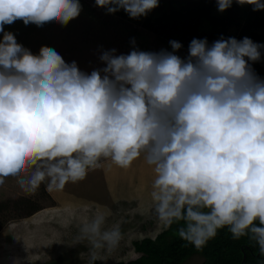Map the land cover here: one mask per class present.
<instances>
[{"label": "clouds", "instance_id": "9594fccd", "mask_svg": "<svg viewBox=\"0 0 264 264\" xmlns=\"http://www.w3.org/2000/svg\"><path fill=\"white\" fill-rule=\"evenodd\" d=\"M107 14L146 16L159 0H94ZM264 10V0H215ZM80 0H0V185L22 189L45 181L62 190L101 160L128 169L143 156L152 167L150 193L165 226L183 221L181 239L197 249L227 227L248 236L264 257V78L252 68L264 44L249 37L193 38L187 54L170 49L128 53L101 49L90 72L42 45L38 53L4 30L79 16ZM98 212L82 223L77 242L114 249L120 225L105 228Z\"/></svg>", "mask_w": 264, "mask_h": 264}, {"label": "rangeland", "instance_id": "374dc122", "mask_svg": "<svg viewBox=\"0 0 264 264\" xmlns=\"http://www.w3.org/2000/svg\"><path fill=\"white\" fill-rule=\"evenodd\" d=\"M79 16L66 26L53 22L37 27L21 20L4 25L18 43L34 54L44 45L54 48L67 62L75 60L79 68L90 72L103 67L98 55L101 49L115 48L117 53H128L135 38L136 47L146 51L170 49V45L144 28L142 17L132 19L107 14L94 0H80ZM2 36V33H0ZM178 55L187 54L181 48ZM154 179L152 167L143 156L128 169H121L110 160L89 170L83 180L67 183L62 190L49 189L45 181L35 189H22L16 178L8 177L0 185V264H116L139 256L133 242L144 237H155L167 228L156 217L151 199ZM17 199L24 200L22 209L15 208ZM29 199L39 209L25 216ZM106 214L105 228L119 224L122 237L114 249L93 250L87 241L77 242L80 225L96 213ZM193 255L184 264H201Z\"/></svg>", "mask_w": 264, "mask_h": 264}, {"label": "trees", "instance_id": "16d2710c", "mask_svg": "<svg viewBox=\"0 0 264 264\" xmlns=\"http://www.w3.org/2000/svg\"><path fill=\"white\" fill-rule=\"evenodd\" d=\"M115 14L128 16L123 10ZM141 24L160 41L169 45L170 40H176L185 49L193 38H207L211 44L221 36L238 40L246 36L264 44V10L253 11L252 5L240 6L235 2L230 8L218 11L215 0H159L158 7L142 16ZM252 68L264 78V50L261 60L252 63ZM23 201L17 199L11 203H15L16 209H22ZM25 204V216L39 209L29 199ZM6 205V202L0 203V212L5 211ZM182 225L183 221L174 222L153 238L134 241V250L139 256L116 264H184L193 255L202 259L201 264H264L258 245L248 236L234 239L225 227L219 229L205 246L197 249L179 237L178 229ZM46 264L61 263L54 260Z\"/></svg>", "mask_w": 264, "mask_h": 264}, {"label": "water", "instance_id": "95a60500", "mask_svg": "<svg viewBox=\"0 0 264 264\" xmlns=\"http://www.w3.org/2000/svg\"><path fill=\"white\" fill-rule=\"evenodd\" d=\"M244 257V256H243Z\"/></svg>", "mask_w": 264, "mask_h": 264}]
</instances>
